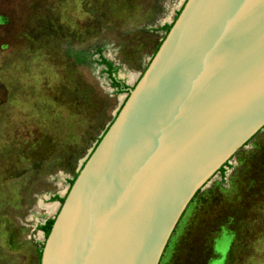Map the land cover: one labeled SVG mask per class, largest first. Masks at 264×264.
Wrapping results in <instances>:
<instances>
[{"label": "rangeland", "instance_id": "374dc122", "mask_svg": "<svg viewBox=\"0 0 264 264\" xmlns=\"http://www.w3.org/2000/svg\"><path fill=\"white\" fill-rule=\"evenodd\" d=\"M185 0H0V264H39L73 179ZM159 264H264V128L198 192Z\"/></svg>", "mask_w": 264, "mask_h": 264}, {"label": "water", "instance_id": "95a60500", "mask_svg": "<svg viewBox=\"0 0 264 264\" xmlns=\"http://www.w3.org/2000/svg\"><path fill=\"white\" fill-rule=\"evenodd\" d=\"M264 128V0H185L70 185L40 264H159L192 198Z\"/></svg>", "mask_w": 264, "mask_h": 264}, {"label": "trees", "instance_id": "16d2710c", "mask_svg": "<svg viewBox=\"0 0 264 264\" xmlns=\"http://www.w3.org/2000/svg\"><path fill=\"white\" fill-rule=\"evenodd\" d=\"M179 13V12H178ZM178 15V14H177ZM177 17V16H176ZM176 19V18H175ZM174 19V20H175ZM172 25V24H171ZM171 25H164L163 26V29L166 31V33H165V35H164V37H163V39L165 38V36H166V34H167V32L170 30V28H171ZM162 39V40H163ZM162 42V41H161ZM161 42H160V44H161ZM160 44L158 45V47H157V49L159 48V46H160ZM157 49H156V51H157ZM155 51V52H156ZM96 53H98L99 55H100V60H99V64H102V65H104L105 67H106V71H105V73L107 74V76H108V78L110 79V81H111V86L113 87V88H116L117 89V92L119 93V94H121V93H127V91H128V89H129V87L128 86H126L121 80H118L117 79V68H115L113 65H112V63L110 62V61H108V60H106V59H104V58H102L101 57V50H96ZM155 54V53H154ZM149 64V63H148ZM148 66V65H147ZM147 66H146V68H147ZM145 68V69H146ZM144 69V70H145ZM144 72V71H143ZM142 72V73H143ZM142 75V74H141ZM117 114V113H116ZM116 116V115H115ZM115 118V117H114ZM114 120V119H113ZM113 120H112V122H113ZM111 122V123H112ZM110 123V124H111ZM109 124V125H110ZM108 128V127H107ZM107 130V129H106ZM106 130L104 131V133L106 132ZM103 133V134H104ZM103 134H102V136H103ZM101 136V137H102ZM101 137H100V139H101ZM100 139L97 141V143L100 141ZM97 143L95 144V146L97 145ZM248 143V142H247ZM246 143V144H247ZM95 146H94V148H95ZM93 148V149H94ZM93 149H92V151H93ZM227 165V163H225L219 170H218V172H220L221 174H223L224 173V167ZM77 176V175H76ZM76 176H75V178H76ZM74 178V179H75ZM73 179V180H74ZM73 182V181H72ZM72 184V183H71ZM200 190H198L197 192H196V194L194 195V197L192 198V200H191V202L193 201V199L196 197V195L198 194V192H199ZM53 200L52 201H58L60 204L63 202V200H64V198H59V197H57V196H55V197H53L52 198ZM191 202H190V204H191ZM189 204V205H190ZM53 219H48V220H46L45 221V223L44 224H42V225H38L37 226V230H39V231H42L43 232V234H44V236H45V238L48 236V234H49V232H50V230H51V226H52V224H53ZM42 247H43V243H42ZM41 250H42V248H41ZM41 250H40V252H39V264H40V257H41Z\"/></svg>", "mask_w": 264, "mask_h": 264}, {"label": "crops", "instance_id": "0c3cea01", "mask_svg": "<svg viewBox=\"0 0 264 264\" xmlns=\"http://www.w3.org/2000/svg\"><path fill=\"white\" fill-rule=\"evenodd\" d=\"M168 25V24H167ZM58 202V201H57ZM59 206H60V204L59 203H56V206H54L55 207V213H57V211H58V209H59ZM49 219H53V218H49ZM48 220V219H47ZM45 223V222H44ZM43 223V224H44ZM40 225H42V224H40ZM39 231V230H38ZM42 232V231H41ZM42 234H43V232H42ZM44 235V234H43Z\"/></svg>", "mask_w": 264, "mask_h": 264}]
</instances>
